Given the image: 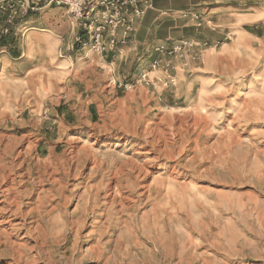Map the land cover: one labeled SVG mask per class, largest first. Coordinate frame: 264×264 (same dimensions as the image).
I'll list each match as a JSON object with an SVG mask.
<instances>
[{"label": "rangeland", "instance_id": "obj_1", "mask_svg": "<svg viewBox=\"0 0 264 264\" xmlns=\"http://www.w3.org/2000/svg\"><path fill=\"white\" fill-rule=\"evenodd\" d=\"M232 1L224 49L202 57L204 38L140 74L68 59L64 10L17 20L0 43V264H264V0Z\"/></svg>", "mask_w": 264, "mask_h": 264}, {"label": "crops", "instance_id": "obj_2", "mask_svg": "<svg viewBox=\"0 0 264 264\" xmlns=\"http://www.w3.org/2000/svg\"><path fill=\"white\" fill-rule=\"evenodd\" d=\"M142 6H150L144 16L136 22L134 32L129 39L122 44L120 42L121 32L117 30V46L114 51L107 52L104 55L90 52L88 48L75 46L73 50L65 51L69 54L68 59L74 62L84 59V66L87 72H90L98 61L112 59L114 68L124 66L129 60H138L137 65L133 66V71H139L151 60L156 59L154 49L161 45H173L180 41L204 42V38H210L213 47L206 48L202 53L204 56L212 57L214 48L224 49L226 39L229 37L219 36L224 33V28L233 25L232 19L234 12L240 10V4L236 5L232 0H140ZM45 10V9H44ZM62 10V9H60ZM41 11V10H40ZM234 11V12H233ZM231 16V17H227ZM31 18V17H30ZM240 15H235V19ZM213 22V23H212ZM19 26H27L31 23L28 19ZM213 24V25H212ZM212 26V27H211ZM14 27V26H13ZM11 27V32L13 30ZM215 29H218L216 33ZM35 30V29H34ZM211 31V32H210ZM80 29L75 36L80 35ZM211 48V49H210ZM213 48V49H212ZM209 50V51H208ZM191 51L189 53H193ZM88 59V60H85ZM142 67V68H140ZM138 74V75H139ZM110 87V86H108ZM110 91L115 92L114 87ZM117 88V87H115ZM119 89V88H117ZM130 93V92H129Z\"/></svg>", "mask_w": 264, "mask_h": 264}, {"label": "built area", "instance_id": "obj_3", "mask_svg": "<svg viewBox=\"0 0 264 264\" xmlns=\"http://www.w3.org/2000/svg\"><path fill=\"white\" fill-rule=\"evenodd\" d=\"M47 8L62 9L68 17L77 24L81 34L74 38L68 46L73 50L75 46L88 48L90 51L103 55L112 52L117 46L116 32L120 30V42L124 44L134 32V26L145 14L150 6H142L140 0H0V13L4 23L0 26V43L9 37L11 27L18 19L30 13ZM195 41H180L173 45H161L154 49L155 53L167 57L185 54V49L205 48ZM159 63L153 61L150 68L155 70ZM168 67V64H166ZM149 82L147 75L142 74L135 84L120 83L118 88L131 91L134 85Z\"/></svg>", "mask_w": 264, "mask_h": 264}, {"label": "bare ground", "instance_id": "obj_4", "mask_svg": "<svg viewBox=\"0 0 264 264\" xmlns=\"http://www.w3.org/2000/svg\"><path fill=\"white\" fill-rule=\"evenodd\" d=\"M257 80H260V77H257Z\"/></svg>", "mask_w": 264, "mask_h": 264}]
</instances>
